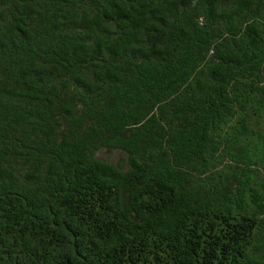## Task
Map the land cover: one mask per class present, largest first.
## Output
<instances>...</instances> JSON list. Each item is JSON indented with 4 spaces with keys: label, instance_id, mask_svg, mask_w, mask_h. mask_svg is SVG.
Returning <instances> with one entry per match:
<instances>
[{
    "label": "trees",
    "instance_id": "1",
    "mask_svg": "<svg viewBox=\"0 0 264 264\" xmlns=\"http://www.w3.org/2000/svg\"><path fill=\"white\" fill-rule=\"evenodd\" d=\"M0 264H264V0H0Z\"/></svg>",
    "mask_w": 264,
    "mask_h": 264
},
{
    "label": "rangeland",
    "instance_id": "2",
    "mask_svg": "<svg viewBox=\"0 0 264 264\" xmlns=\"http://www.w3.org/2000/svg\"><path fill=\"white\" fill-rule=\"evenodd\" d=\"M108 157L113 158V159H121L122 158V156L119 154H113V155H110Z\"/></svg>",
    "mask_w": 264,
    "mask_h": 264
}]
</instances>
